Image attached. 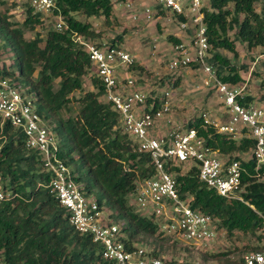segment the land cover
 <instances>
[{
	"label": "trees",
	"instance_id": "obj_1",
	"mask_svg": "<svg viewBox=\"0 0 264 264\" xmlns=\"http://www.w3.org/2000/svg\"><path fill=\"white\" fill-rule=\"evenodd\" d=\"M55 4L66 28L63 31L47 29L43 38L36 32L31 38L23 36L25 31L41 26L42 22L28 5L18 24L0 11V47L10 55L7 66L0 64V78H7L17 87L20 84L24 93L32 96L36 114L54 135L58 157L69 167L71 178L79 188L85 194L91 193L97 204L109 211V220L120 222L118 227L125 235L122 239L125 248L132 249L139 237L154 245L155 241L163 240L156 224L127 203L135 182L151 175L150 160L146 154L138 152L123 133L117 113L102 99L101 85L89 75L87 54L71 39V33L76 32L95 42L99 32L95 33L88 22L75 19L72 13H81L87 18L102 16L104 23H109L111 2L55 0ZM155 10L157 13L164 11L158 5ZM201 12L208 44L206 61L215 68L220 80L241 81L239 70L244 66L237 67L221 51L236 56L235 40L245 44L247 49L264 48V0H207ZM172 15L177 22L186 20L183 15ZM231 31L233 38L229 36ZM168 41L179 42L171 36ZM120 42L121 35H118L107 45ZM191 66L197 68L196 64ZM133 69L141 68L133 64L129 70ZM85 75L89 76L92 88L73 99L72 94L81 89V78ZM177 81L178 77L173 87L177 86ZM74 100L78 103L76 113L62 118L60 111ZM254 100L257 98L251 95L244 97L245 102ZM155 107L156 104L153 109ZM181 127H193L206 144L226 154L229 160H239L242 153L248 155L253 147L251 139L235 141L215 133L210 127L203 128L197 115ZM241 165L245 168L240 174L242 201L226 200L207 189L198 180L194 165L183 173L179 166L170 170L174 172L178 195L186 198L192 209L214 217L217 227L224 228L228 234L234 230L249 234L258 232L257 238H261L264 180L253 176V159L241 161ZM48 178L40 155L24 146L22 132L7 123L1 124L0 180L11 195L8 200L0 201V264H114L101 258L100 245L92 242L89 235L78 233L70 225L68 212L46 187ZM241 249L254 251L263 246ZM162 252L161 247L156 246L149 254L159 256ZM202 255L207 257L205 253ZM168 262L176 264L173 259ZM224 262L241 264L240 254L236 260L226 258ZM178 264L188 263L180 261Z\"/></svg>",
	"mask_w": 264,
	"mask_h": 264
},
{
	"label": "built area",
	"instance_id": "obj_2",
	"mask_svg": "<svg viewBox=\"0 0 264 264\" xmlns=\"http://www.w3.org/2000/svg\"><path fill=\"white\" fill-rule=\"evenodd\" d=\"M152 1L153 6L143 7L130 17L148 19L156 5L185 17L178 26L185 30L188 40L173 44L167 68L174 71L197 65L201 84L211 90L218 109L200 111L197 116L201 126L210 127L215 133L235 141L251 139L253 147L247 157L242 153L239 160H229L226 154L206 144L193 127L165 128L169 123L170 90L143 93L130 73L129 67L135 61L127 50L118 45H97L76 32L71 33V39L87 54L89 75L101 85L102 99L117 113L123 133L135 144L136 150L150 160L151 175L136 181L128 194L131 206L141 216L151 218L162 236L175 235L202 249L211 246L217 238V220L192 209L188 200L178 195L174 172L170 169L179 166L183 173L194 165L198 180L207 189L226 200L242 201L240 174L245 168L241 161L253 159V176L264 180V99L245 102L244 97L248 95L245 84L220 80L215 68L206 61L208 44L202 21L203 0ZM28 6L32 13L49 17L52 29L63 31L66 28L55 0H28ZM124 7L132 8L127 1ZM3 123L19 129L24 146L40 155L43 170L49 173L46 187L68 212L70 225L100 245L102 259L114 264H171L168 259L152 256L150 250L134 246V243L132 249L125 248L122 241L125 235L119 232L118 224L110 221L95 199L79 188L71 178L69 167L58 157L54 135L36 114L32 96L12 85L7 78H0V125ZM10 195L0 180V201L8 200ZM259 234L263 249L241 254V264H264V216H260Z\"/></svg>",
	"mask_w": 264,
	"mask_h": 264
},
{
	"label": "rangeland",
	"instance_id": "obj_3",
	"mask_svg": "<svg viewBox=\"0 0 264 264\" xmlns=\"http://www.w3.org/2000/svg\"><path fill=\"white\" fill-rule=\"evenodd\" d=\"M125 1L131 3V10L124 7ZM110 2L109 23H104L102 16H90L87 18L81 13H72V16L79 21L88 22L95 33L99 32L100 36L95 40V43L108 44L116 36L121 35V42L116 44L127 50L134 58V64L141 68L133 69L130 73L136 79V82L140 84V90L143 93L149 91L158 92L165 88L170 90V109L167 116L169 123H167L165 128L181 127L189 118L196 116L202 110L217 111L214 96L211 90H207L201 84L198 69L193 68L191 65L174 71H169L167 68L171 56L170 50L173 46V43L168 41V36L178 39L179 42L188 40L185 30L179 28L178 22L172 13L169 11L157 13L152 8L148 19L143 17L132 19L130 17L131 13L140 11L146 6H153V1L110 0ZM203 2L207 6V0H203ZM27 5L28 0H3V4L0 5V11L8 15L10 21L18 24L24 17ZM255 6L256 8L258 7L257 5ZM41 19V26H37L31 31H25L23 34L24 38L33 37L35 32L39 33L40 37L43 38L46 30L52 29L49 17H41ZM229 36L233 38V31L229 33ZM234 44L236 56H232L231 53L223 50L221 52L237 67L240 65L244 66L243 69L239 70V75L241 76L240 84H245L244 89L248 95L260 100V96L264 97V48L254 47L247 49L245 44L238 40H235ZM39 45H42V42ZM255 57H258L256 61ZM9 58L10 55L0 47V64L7 66ZM252 61H255L253 65ZM177 77V86L173 87V81ZM81 80L82 87L79 91L72 94L73 99L78 98L83 92L92 88L88 75L83 76ZM55 87L56 84H54ZM18 88L23 91L20 84ZM77 108L78 103L75 100L71 101L66 109L60 111V115L64 119L72 117L76 113ZM244 156L247 157L248 155ZM88 196L94 198L91 193ZM127 203H131L130 196L127 198ZM102 210L105 215L109 213L107 209ZM115 223L120 224L118 220ZM218 229L219 234H217L214 243L202 249L200 246L190 244L175 235L170 237L161 236L163 240L161 242L155 241L154 245L148 244V242L144 239L141 240V237H139L134 242V246H142L147 250H152L159 246L163 250L159 256L165 259H173L176 263L186 261L188 264L191 262L224 264L226 258L236 260L239 254L241 255L242 247L262 244L261 238H257L258 232L249 234L234 230L231 234H228L224 228ZM220 232L223 234H220ZM242 251L247 252L245 249ZM203 253L207 257L203 258ZM220 253L227 254L213 256Z\"/></svg>",
	"mask_w": 264,
	"mask_h": 264
}]
</instances>
